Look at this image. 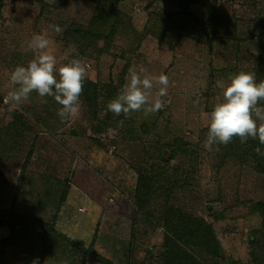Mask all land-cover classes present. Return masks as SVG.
Wrapping results in <instances>:
<instances>
[{
	"label": "rangeland",
	"instance_id": "374dc122",
	"mask_svg": "<svg viewBox=\"0 0 264 264\" xmlns=\"http://www.w3.org/2000/svg\"><path fill=\"white\" fill-rule=\"evenodd\" d=\"M45 3L0 0V221L10 210L25 220L15 224L17 245L8 248L6 264H31L37 257L39 264H73L59 252L57 257L46 255L41 239L46 223L89 250L86 264H160L168 185L155 186L154 216L147 218L134 200L141 169L150 176L165 169L172 180L179 177L191 184L176 188L171 201L175 198L176 205L212 224L225 259L205 264H253L251 242L262 218L249 202L264 199V174L254 170L249 157L219 168L215 146L208 151L203 143L209 114L222 95L217 82L241 70L255 73L257 82L264 80V0H195L186 7L177 0ZM204 5L216 6V24L204 15ZM97 10L112 19L118 13L119 27L108 52L79 55L88 65L87 78L99 90L111 86L116 97L133 66L163 72L169 77L165 106L147 116L141 110L111 122L110 95L101 97L103 109L96 117L80 97L79 116L62 122L54 98L33 92L9 110L3 103L9 76L33 58L26 50L33 34L47 33L58 60L72 58L83 51L87 41L79 31L94 26ZM162 13L173 14L170 20L184 32L174 48L154 35L164 24L154 21V15ZM133 41L139 42L136 49ZM127 121H132L129 127ZM131 126L136 135L126 132ZM176 139L196 153L176 150L172 155L171 148L158 152ZM9 235L8 226L0 227V239Z\"/></svg>",
	"mask_w": 264,
	"mask_h": 264
},
{
	"label": "trees",
	"instance_id": "16d2710c",
	"mask_svg": "<svg viewBox=\"0 0 264 264\" xmlns=\"http://www.w3.org/2000/svg\"><path fill=\"white\" fill-rule=\"evenodd\" d=\"M37 1L42 6L46 5L45 0ZM191 1L195 0H177V4L186 7ZM203 13L208 17L211 25L216 24V6L204 5ZM110 16L111 15H106L102 10H97L92 18V25L94 26L79 31L83 39L87 41L85 45H83L85 46L84 48L82 42H78L80 48H83V51L78 52L79 55L87 56L90 54L89 52H93L99 56L109 51L114 43V38L119 27V21L117 20L118 13L113 16V19L109 18ZM154 16V21L156 20L164 23L161 29L154 31V35L157 36L161 42L174 48L180 36L184 35L183 30L177 28L176 23L170 20L173 14L162 13L161 15L158 14ZM71 33L75 34L74 31H71ZM135 42L136 41H133L134 44ZM137 43L139 42H136V44ZM137 47H139V44L134 46L135 49ZM123 81L124 79L122 80V84ZM121 88L122 85H120V89ZM109 95L111 99L115 98L111 86L99 90L97 84L86 77L81 97H83L84 102L91 108L95 117L97 115L99 116L103 109L101 97H109ZM107 114L111 122L112 120L120 121L121 119H125V116H122V114L119 116L111 112H107ZM126 123L129 127L132 121H127ZM128 127L126 132L136 135L135 132L137 129H131L132 126L130 128ZM243 144H245L244 149L242 148ZM214 146L216 148L215 155L219 168L224 167L229 160L243 162L249 157V162L253 163L254 170L264 174V156L258 155L255 151L256 147H260L264 150V144H260L258 139L250 138L249 141L241 143L239 137H234L227 145L219 144ZM190 147V144L187 142L182 143V141L176 139L171 144H162L157 150L161 152L162 150L164 151L167 148H171L172 155L175 154L176 150L180 151L182 154L192 153V155H194L196 153L195 149H191ZM161 172L162 173H158L157 175L153 174V176H150L147 171L143 169L139 170L134 192V200L137 209L147 218H153L152 197L156 191L155 186L157 184H159L158 186L161 184H163V186L168 185L164 188L166 202L162 208V225L165 232L161 244L160 264H205V261L209 259L211 262L225 259L223 249L217 239L212 224L209 223L207 219L195 216L191 212L176 205L175 198L171 201L173 192L176 188L190 187L191 184L188 183V181H182L179 177L172 180L167 176V170L165 169ZM185 173H187V171H185ZM65 183V190L67 191L70 180L67 178ZM65 190L60 196V203L65 200ZM249 203L250 210L258 213L262 218L260 229L255 231L252 237V261L253 264H264V199L260 201H250ZM209 209L211 210V207H209ZM17 223L23 224L25 220L11 210L9 211V216L3 217L0 221V227L8 226L10 229V235L4 239H0V264H6L8 248L17 245L14 239L17 235L18 226L15 225ZM42 229V246L45 253H47L46 255L57 257L59 252V254H61L60 256L64 255L62 257L67 259L70 258L73 264H86L84 261L86 255L90 253L89 250H86L81 245L56 233L52 223L43 224ZM231 264H238V262L231 260Z\"/></svg>",
	"mask_w": 264,
	"mask_h": 264
},
{
	"label": "clouds",
	"instance_id": "9594fccd",
	"mask_svg": "<svg viewBox=\"0 0 264 264\" xmlns=\"http://www.w3.org/2000/svg\"><path fill=\"white\" fill-rule=\"evenodd\" d=\"M19 7L26 5L18 4ZM55 31H60L59 26ZM26 50H31L34 56L26 65H17L11 71L3 103L9 110H15L36 92L41 98L53 97L61 106L57 115L62 122L77 118L88 65L79 58L78 52L72 58L58 60L47 33L33 34ZM168 86L169 77L165 73L151 74L143 65L133 66L126 83L107 108L117 116L141 110L145 116L156 113L165 106L163 97L168 94ZM217 86L222 95L216 97L209 114L203 147L211 151L213 145H227L234 137H239L241 143L251 138L264 144V106H260L264 102V80L257 82L255 73L241 70L231 74L227 81H218ZM255 151L264 156L260 147ZM31 264H39V258H34Z\"/></svg>",
	"mask_w": 264,
	"mask_h": 264
}]
</instances>
